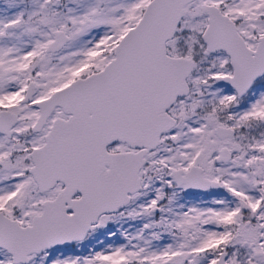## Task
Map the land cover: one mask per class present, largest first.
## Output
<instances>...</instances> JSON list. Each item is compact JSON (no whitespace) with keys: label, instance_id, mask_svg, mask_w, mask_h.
Listing matches in <instances>:
<instances>
[{"label":"snow or ice","instance_id":"snow-or-ice-1","mask_svg":"<svg viewBox=\"0 0 264 264\" xmlns=\"http://www.w3.org/2000/svg\"><path fill=\"white\" fill-rule=\"evenodd\" d=\"M0 264H264V0H0Z\"/></svg>","mask_w":264,"mask_h":264}]
</instances>
